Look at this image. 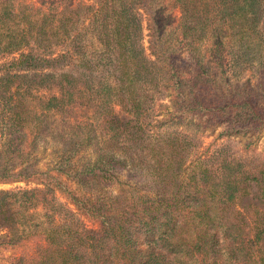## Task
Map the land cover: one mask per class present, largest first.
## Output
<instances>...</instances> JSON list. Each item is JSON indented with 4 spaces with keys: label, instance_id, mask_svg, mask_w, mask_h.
Masks as SVG:
<instances>
[{
    "label": "trees",
    "instance_id": "16d2710c",
    "mask_svg": "<svg viewBox=\"0 0 264 264\" xmlns=\"http://www.w3.org/2000/svg\"><path fill=\"white\" fill-rule=\"evenodd\" d=\"M160 1L0 0V57H11L0 65V184L34 174L26 171L24 129L42 112L91 111L106 129L96 143L68 127L80 132L59 135L70 134L62 140L72 151L55 175L0 191L3 244H30L7 264H264V156L241 157L222 144L188 161L196 136L177 129L264 128V99L231 95L223 73L217 80L192 47L209 26L252 31L259 0H168L179 18L167 34ZM138 9L153 61L140 42ZM179 42L190 48L186 69L174 64ZM41 89L48 93L37 99ZM165 93L171 110L159 119L154 104ZM90 144L93 161L72 167L71 155ZM120 172L129 190L112 195L106 188Z\"/></svg>",
    "mask_w": 264,
    "mask_h": 264
},
{
    "label": "rangeland",
    "instance_id": "374dc122",
    "mask_svg": "<svg viewBox=\"0 0 264 264\" xmlns=\"http://www.w3.org/2000/svg\"><path fill=\"white\" fill-rule=\"evenodd\" d=\"M259 4V16L257 21H255L252 31H248V28H245L241 32L237 27L229 28L225 31L222 25H213L209 26L207 32H203L198 42L195 41L192 45L194 49L197 48L196 52L203 59L205 65L210 68L211 73L215 74L216 79L221 72L223 73L228 81L229 93L231 95L243 90L244 93L254 95L258 101L264 99V0H259ZM160 5L165 9V15L161 22L165 27L164 33L167 34V31L177 30L179 18L177 9H171L168 0L160 1ZM138 13L141 16L140 42L147 58L153 61L154 58L150 55L148 43L150 38L147 16L143 9H138ZM175 47L177 52V56L174 59L175 66L179 69L190 67L192 64V58L189 54L190 48L181 42L175 43ZM10 58V56H1L0 65ZM47 93V90L41 89L36 93V98L44 97ZM166 95V93L163 94V97H160L154 104V114H161L158 117L159 119L164 117V114L162 115L163 108L166 107L171 110ZM36 103V100H32L29 101L28 105L39 115L40 111L34 106ZM92 116L97 119H92ZM39 120L40 123L36 127H32L30 123L26 125L28 128L24 129V147L27 154L25 158L26 171L33 170L34 174L25 180L0 184V191L38 187L39 185L36 184L38 177H44L43 174L45 173L47 176L55 175L53 168L63 157L72 151L68 143L62 140L67 139L70 134H66L65 138H60L59 135L62 132H80L77 129L70 130L68 127L77 125L80 127L82 133L91 137V142L96 140V143H101V138L106 135V129L101 117L91 114V111L81 112L80 109L75 107L64 117L60 114H52L51 112L43 114L42 112ZM89 123L90 127H88ZM222 128V126L208 125L203 130L194 132V128L190 124L177 126V129H180L182 132L196 136L197 147L195 144V149L193 150L195 152H192L193 154L189 157L188 161H192L197 156L209 154L222 144H228L230 152H235L236 155L241 157L264 156V128L254 132L235 135L222 133ZM46 133H49V136H46ZM93 145H87L71 155L69 160L72 167L78 168L86 161H93ZM118 175V183H114L106 188L112 195L116 196L124 194L129 190L123 184L126 183V173L120 172ZM61 176L64 177L63 175ZM69 186L70 188H74V185L71 183H69ZM54 193L59 202L72 208L68 204L69 201L61 192L55 191ZM38 221H40L39 211L34 214L33 222L36 223ZM83 222L87 227H95L94 221L89 218H83ZM8 239L9 237H6L5 232L0 230V264H7L13 256H18L20 253L29 250L30 244L27 243L15 247L3 244ZM249 264L255 263L250 261Z\"/></svg>",
    "mask_w": 264,
    "mask_h": 264
}]
</instances>
